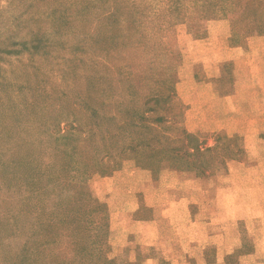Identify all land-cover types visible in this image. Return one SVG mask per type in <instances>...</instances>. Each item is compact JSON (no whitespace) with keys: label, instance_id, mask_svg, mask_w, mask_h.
<instances>
[{"label":"rangeland","instance_id":"374dc122","mask_svg":"<svg viewBox=\"0 0 264 264\" xmlns=\"http://www.w3.org/2000/svg\"><path fill=\"white\" fill-rule=\"evenodd\" d=\"M244 1L0 0V264H264Z\"/></svg>","mask_w":264,"mask_h":264},{"label":"crops","instance_id":"0c3cea01","mask_svg":"<svg viewBox=\"0 0 264 264\" xmlns=\"http://www.w3.org/2000/svg\"><path fill=\"white\" fill-rule=\"evenodd\" d=\"M257 89V88H256ZM260 166H263L264 167V162L262 163H260ZM264 171V170H263ZM260 182H262L263 183V185H264V174H263V176H262V179L260 180ZM178 211V210H177ZM144 224V228L143 229H145L144 230V233H145V238L146 237H148V238H150V237H152V240H155V239H158V238H162L161 237V232H160V230H159V232H156V228H155V225H156V222L155 221H153V222H150V223H143ZM195 226H196V228H197V232H196V235H199L200 234V229H199V223L197 222V223H195ZM154 228V229H153ZM166 238V236L163 238V239H165ZM184 243H186V246L188 245V242L185 240V241H179V240H177L176 241V243H175V246H180V245H183ZM150 245H153V246H155V245H157L155 242H152ZM163 246V245H162Z\"/></svg>","mask_w":264,"mask_h":264},{"label":"trees","instance_id":"16d2710c","mask_svg":"<svg viewBox=\"0 0 264 264\" xmlns=\"http://www.w3.org/2000/svg\"><path fill=\"white\" fill-rule=\"evenodd\" d=\"M233 1H234V0H226V2H227V4L229 5V7L233 5V4H232ZM246 1H247V0H245L244 2H246ZM248 2L251 3V4H249V6H248V7L250 8V6L252 5V2H253V1H252V0H248ZM249 8H248V9H249Z\"/></svg>","mask_w":264,"mask_h":264}]
</instances>
